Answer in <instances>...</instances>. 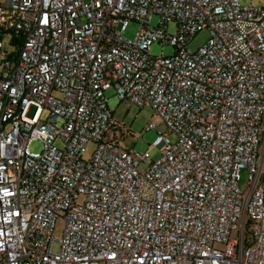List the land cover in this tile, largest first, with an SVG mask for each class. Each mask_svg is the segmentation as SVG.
<instances>
[{
    "label": "built area",
    "instance_id": "built-area-1",
    "mask_svg": "<svg viewBox=\"0 0 264 264\" xmlns=\"http://www.w3.org/2000/svg\"><path fill=\"white\" fill-rule=\"evenodd\" d=\"M111 90L156 113L148 151ZM0 264H264V7L0 0Z\"/></svg>",
    "mask_w": 264,
    "mask_h": 264
},
{
    "label": "rangeland",
    "instance_id": "rangeland-1",
    "mask_svg": "<svg viewBox=\"0 0 264 264\" xmlns=\"http://www.w3.org/2000/svg\"><path fill=\"white\" fill-rule=\"evenodd\" d=\"M243 5L253 4L254 6L264 7V0H241ZM159 23V17L154 15L151 21V26L156 27ZM140 24L135 21H131L129 23L128 28L123 33V37L125 39H135L137 33L140 31ZM176 26L170 25L169 32L175 33ZM210 34L207 30H203L196 34V36L191 41L189 48L192 51L198 50L199 47L204 45L209 39ZM151 52L155 56L162 55H172L174 53L173 47L169 45H163L162 43H154ZM109 98V108L114 112L115 118L119 122H124L126 126L130 129L131 134L126 138L125 144L135 148L138 152L144 153L148 151L150 146L154 143L157 138V132L153 130H147L150 122L158 121V117L156 113L151 107H139L137 105H130L128 103L121 102L117 96L115 90H111L107 93ZM174 140L175 137H172ZM59 145V143H57ZM94 145L91 144L88 147V151L86 154V158L90 157L94 150ZM30 148L32 151L38 152L42 150V144L40 142L34 141ZM159 157V154L155 155V159ZM141 171H145L147 169V164H142L140 167ZM242 189H246L247 187V172H242V180L240 182ZM64 224L59 221L56 225L55 237L57 239L61 238L63 233ZM58 248V246H56Z\"/></svg>",
    "mask_w": 264,
    "mask_h": 264
}]
</instances>
